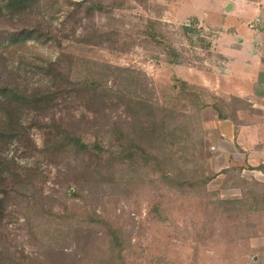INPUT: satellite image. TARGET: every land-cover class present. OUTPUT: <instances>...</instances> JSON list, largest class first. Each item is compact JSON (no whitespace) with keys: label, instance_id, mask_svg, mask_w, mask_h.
Segmentation results:
<instances>
[{"label":"rangeland","instance_id":"374dc122","mask_svg":"<svg viewBox=\"0 0 264 264\" xmlns=\"http://www.w3.org/2000/svg\"><path fill=\"white\" fill-rule=\"evenodd\" d=\"M77 1L31 0L16 10L0 0V82L25 93L42 90L52 84L49 64L60 53L65 63L72 56L77 73L81 65L127 68L132 92L178 115L173 132L181 156L174 160L181 158L173 172L209 180L188 192L164 179V167L123 174L106 151L103 160L43 153L53 123L86 140L132 123L121 105L66 98L51 107H20L8 125L0 109L4 253L15 259L23 253L26 264H264V207L249 210L243 201L225 212L218 205L264 183V57L222 55L238 45L242 19L217 15L201 0H85L74 9ZM97 3L112 10L86 13ZM149 18L158 21L156 31ZM96 29L116 31V44L78 41ZM23 30L33 37L21 40L16 32ZM148 32H156L154 39ZM107 227L121 232L120 257Z\"/></svg>","mask_w":264,"mask_h":264},{"label":"trees","instance_id":"16d2710c","mask_svg":"<svg viewBox=\"0 0 264 264\" xmlns=\"http://www.w3.org/2000/svg\"><path fill=\"white\" fill-rule=\"evenodd\" d=\"M3 1L6 3L4 8L20 10L31 0ZM84 3L85 0L74 2V9L81 8ZM93 10L99 12L107 10L110 12L112 7L111 5L104 6L102 3H97L96 7L88 6L86 13H92ZM147 24L156 31L157 20L149 18ZM35 31L36 35H39L37 30ZM19 33H21V36H19ZM32 34L31 31L26 30L16 32V35L24 41L33 37ZM41 35L47 34L43 32ZM148 35L154 39L156 32H148ZM115 36L116 31L101 32L96 29L85 34V37H80L78 41L88 45H101L106 39L111 38L108 43L113 46L116 44V40H112ZM77 66L78 64L76 66L72 64V56L65 63L63 54H58L49 64L52 84L36 92L25 93L16 85L13 87L8 81L2 79L0 82V109L3 110L2 124L8 125L11 123L10 118H12L13 113L16 114V117H19L20 107L28 105L51 107L66 98L75 100L78 97L85 100L84 97L88 95L90 103L95 102L101 106L121 105L133 118L132 123L128 122V125L117 123L110 128L96 130L92 140H86L83 136L77 135L64 125L53 123V134L46 142L47 147L44 148L43 153L48 155L52 153H76L88 158L92 157L94 160H103L102 153L106 151L108 157H110V163L111 159L115 157V163L120 166L119 171L123 174L134 173L149 166L156 169L164 167L163 177L171 186L188 192L205 189L204 187L209 178L204 175L188 177L184 176L185 173L177 174L173 172V168L180 165L178 160L181 158L174 160L175 157L181 156L179 149L181 140H175V133L173 132L175 129L173 122L178 117L176 112L157 107L153 101L142 96L139 90L136 93L132 92L130 87L133 84L124 78L125 73L129 72L127 68L110 66L105 63L95 64L94 67L87 66L86 68L81 65V70L77 73ZM109 77L115 79V82L111 85L108 84ZM12 137L7 139H12ZM105 141H107L106 144ZM116 150H118V154L114 153ZM259 170L264 173V166H260ZM251 184L256 187L251 186L252 189L245 190L241 199L220 200L218 201L219 207H222L225 212H231L239 209L237 206L243 201L248 203L249 210L264 207V183L253 182ZM6 201V196L0 192V226L5 216ZM120 233L118 228H106V235L109 237L110 244L115 249L117 257H120L122 250ZM2 248L4 247L0 245V264H26L24 262V258H28L26 255L22 253L19 259H15V257L5 254ZM112 251L114 253V250ZM102 264H117V262L112 260Z\"/></svg>","mask_w":264,"mask_h":264},{"label":"crops","instance_id":"0c3cea01","mask_svg":"<svg viewBox=\"0 0 264 264\" xmlns=\"http://www.w3.org/2000/svg\"><path fill=\"white\" fill-rule=\"evenodd\" d=\"M201 2L213 4L215 7L213 10L217 15H225L226 19L236 17L243 21L236 23L235 36L238 45L225 48L222 55L243 58L247 54L250 58L254 57V59L260 60L264 57V0H201ZM202 10L203 17L210 15L209 9ZM191 15L201 20L203 18L198 14ZM256 26L258 30H255ZM251 46L255 47H253L254 50H251L252 55H249L248 50ZM258 46L260 47L257 48ZM260 64L262 67L264 61H261Z\"/></svg>","mask_w":264,"mask_h":264}]
</instances>
